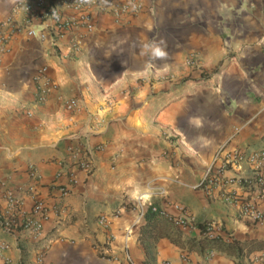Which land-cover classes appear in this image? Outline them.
<instances>
[{
	"label": "crops",
	"instance_id": "0c3cea01",
	"mask_svg": "<svg viewBox=\"0 0 264 264\" xmlns=\"http://www.w3.org/2000/svg\"><path fill=\"white\" fill-rule=\"evenodd\" d=\"M16 1L0 0V20ZM140 1L138 16H104L76 49L73 31L11 40L0 64V213L14 216L16 199L20 224L37 202L45 216L39 227L0 224V264H264V250H189L171 238H199L207 220L213 236L264 240V221L240 203L193 188L227 141L264 150V0ZM151 41L165 59L141 55ZM41 66L55 82L43 103ZM151 203L177 222L161 220L152 240L142 236Z\"/></svg>",
	"mask_w": 264,
	"mask_h": 264
},
{
	"label": "built area",
	"instance_id": "2783aa9c",
	"mask_svg": "<svg viewBox=\"0 0 264 264\" xmlns=\"http://www.w3.org/2000/svg\"><path fill=\"white\" fill-rule=\"evenodd\" d=\"M144 10V4L140 0H17L10 6L7 14L0 20V64L4 56L11 51L10 42L16 33H23L30 38L40 40L52 39L53 43L69 32H75L73 49L85 37L99 27L100 19L111 15L117 24L124 22L125 17L138 16ZM22 12L24 19L19 25L18 14ZM193 64L197 65L196 59ZM37 87V101L43 103L55 82L49 76L47 66H41L35 76ZM78 101L71 100L67 108L75 110ZM92 117V116H91ZM232 140V139H231ZM248 164L249 169H246ZM80 167H85L86 160L79 162ZM59 177H68L70 183L73 180L74 168L63 166L58 173ZM194 189H202L209 198H220L231 203L241 204V213L255 222L264 221V150L248 152L243 148L231 147L230 142L223 144L214 154L213 161L203 174L200 181L193 186ZM69 189L62 188V193L67 194ZM10 195V194H9ZM256 195L258 200L252 199ZM19 202L11 201V212L14 216L5 217L0 213V224L6 230H16L19 225L39 227L40 220L45 216V206L37 202L32 221L19 223L15 218ZM152 206V203L150 204ZM157 211L158 207L153 206ZM166 216L169 214L161 208ZM145 213H143L144 215ZM209 236L212 226L210 224ZM228 239L231 236L227 235ZM130 264H136L128 255Z\"/></svg>",
	"mask_w": 264,
	"mask_h": 264
},
{
	"label": "trees",
	"instance_id": "16d2710c",
	"mask_svg": "<svg viewBox=\"0 0 264 264\" xmlns=\"http://www.w3.org/2000/svg\"><path fill=\"white\" fill-rule=\"evenodd\" d=\"M153 206H157L158 210L154 211ZM146 217V224L144 225L142 229V236L145 235L146 239H155L157 236H161L164 233L159 231L161 220L167 221V226H176L177 222L174 221L173 217H170L169 215L166 216L164 213H162L161 207L156 204L152 203V206H149V209L145 213ZM197 226L199 227L201 231V236L199 238H191L188 239L185 243L179 241L177 237L171 236L172 240L180 245H188L189 250H200L203 251L206 248H222L230 252H235L239 256H245L249 255L250 253L257 251V250H264V240H245L240 241L237 239H223L220 236H214L210 237L209 232V226L210 221L202 220L196 222ZM24 227V224L19 225L17 228L21 229Z\"/></svg>",
	"mask_w": 264,
	"mask_h": 264
},
{
	"label": "clouds",
	"instance_id": "9594fccd",
	"mask_svg": "<svg viewBox=\"0 0 264 264\" xmlns=\"http://www.w3.org/2000/svg\"><path fill=\"white\" fill-rule=\"evenodd\" d=\"M161 45L162 42L157 43L155 41L144 43L142 45L141 55H149L152 60L165 59L167 57V52ZM147 67H151V65L149 64Z\"/></svg>",
	"mask_w": 264,
	"mask_h": 264
}]
</instances>
